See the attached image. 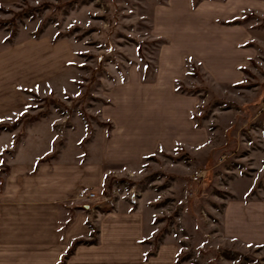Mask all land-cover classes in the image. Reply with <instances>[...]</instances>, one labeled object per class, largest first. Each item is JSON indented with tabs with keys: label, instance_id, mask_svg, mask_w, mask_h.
Wrapping results in <instances>:
<instances>
[{
	"label": "rangeland",
	"instance_id": "obj_1",
	"mask_svg": "<svg viewBox=\"0 0 264 264\" xmlns=\"http://www.w3.org/2000/svg\"><path fill=\"white\" fill-rule=\"evenodd\" d=\"M243 1L0 3V64L12 55L35 67L18 89L25 103L0 131L16 144L32 130L56 133L44 161L99 160L101 131L117 136L114 160L151 153L137 168L116 167L81 204L96 238L100 216L121 202L142 211L147 254L171 244L176 264H264L263 246L225 230L228 206L264 201V0L260 11L240 10ZM238 27L248 38L240 45ZM181 97L196 102L195 131ZM13 143L6 136L2 147ZM197 171L205 178L195 181Z\"/></svg>",
	"mask_w": 264,
	"mask_h": 264
},
{
	"label": "crops",
	"instance_id": "obj_2",
	"mask_svg": "<svg viewBox=\"0 0 264 264\" xmlns=\"http://www.w3.org/2000/svg\"><path fill=\"white\" fill-rule=\"evenodd\" d=\"M237 4L242 11H260L262 6L259 0ZM235 31L242 34L237 45L248 40L243 27ZM2 61L0 125L4 116L16 114L25 103L18 89L23 81L32 82L25 78L32 76L35 69L33 62L21 66L12 55ZM181 100L187 108L184 120L195 131L192 113L196 102L184 97ZM101 132L100 159L85 162L63 158L44 161L60 141L56 133L48 140L44 133L38 135L39 130H32L27 145L26 141L16 144L13 133L0 131V264H59L76 240L92 239L89 227L92 213L78 211L81 204L90 202L88 194L100 189L107 175L116 172V167L132 170L141 165L144 156L151 154L145 150H125L123 154L127 157L114 160L112 152L117 136ZM6 136L14 141L8 149L2 147ZM125 138L130 140V136ZM194 140L196 137L192 134L190 143ZM47 144L49 153L43 152ZM24 148L32 150L31 157L22 155ZM71 209L77 213L73 215ZM98 224V245L79 246L66 264H176L177 250L171 244L161 245L155 256L146 259L147 248L141 242L150 236L141 210H132L120 202L114 211L100 216ZM225 230L239 241L264 247V201L228 206Z\"/></svg>",
	"mask_w": 264,
	"mask_h": 264
},
{
	"label": "trees",
	"instance_id": "obj_3",
	"mask_svg": "<svg viewBox=\"0 0 264 264\" xmlns=\"http://www.w3.org/2000/svg\"><path fill=\"white\" fill-rule=\"evenodd\" d=\"M89 227L91 228V225H89ZM99 233V232H98ZM98 237V236H97ZM99 239L96 238L94 236V234L92 235V240L91 241H86V240H76L72 246L68 249V251L66 252V254L64 255V257L62 258V260L60 261L59 264H66L67 261L74 255L76 249L79 246H93V245H98ZM156 253H150L146 255V259H149L150 257L155 256Z\"/></svg>",
	"mask_w": 264,
	"mask_h": 264
},
{
	"label": "built area",
	"instance_id": "obj_4",
	"mask_svg": "<svg viewBox=\"0 0 264 264\" xmlns=\"http://www.w3.org/2000/svg\"><path fill=\"white\" fill-rule=\"evenodd\" d=\"M193 178H194L195 181H200V180H202V179L205 178V174H204V172H202V171H197V172H195ZM96 197H97V194L94 193V192H90V193L88 194V196H87L88 200H92V201H93L94 199H96Z\"/></svg>",
	"mask_w": 264,
	"mask_h": 264
}]
</instances>
